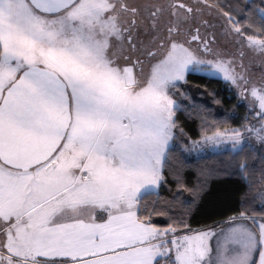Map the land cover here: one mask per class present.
Masks as SVG:
<instances>
[{
  "label": "snow or ice",
  "instance_id": "snow-or-ice-1",
  "mask_svg": "<svg viewBox=\"0 0 264 264\" xmlns=\"http://www.w3.org/2000/svg\"><path fill=\"white\" fill-rule=\"evenodd\" d=\"M0 264H264V0H0Z\"/></svg>",
  "mask_w": 264,
  "mask_h": 264
},
{
  "label": "trees",
  "instance_id": "trees-1",
  "mask_svg": "<svg viewBox=\"0 0 264 264\" xmlns=\"http://www.w3.org/2000/svg\"><path fill=\"white\" fill-rule=\"evenodd\" d=\"M223 5L228 4H244V3H257L261 0H220ZM189 80L193 84H207L209 88H214L216 94L222 100V104L215 105L214 110L221 116L225 112H234V116L230 119V123H239L243 115L245 114V108L238 104L234 92H229L228 86L220 80H206L200 76H190ZM192 95L193 105H205L213 106V102L208 95V92L204 89L197 90L191 88L189 90ZM185 130L188 131L193 138L197 136L200 121L197 116L196 108L193 106L187 112L179 114ZM208 165H212L216 157L206 156L203 158ZM187 182L191 185L196 182L197 174L194 169H187L184 173ZM171 183V178H169ZM174 188V185H172ZM239 187L238 179L232 178H216L212 177L208 180V191L198 201V206L193 208L195 215L193 220H201L206 222L205 218L215 219L217 215L223 212L225 205H234L238 196L236 189ZM161 195H168L167 187L165 186L161 190Z\"/></svg>",
  "mask_w": 264,
  "mask_h": 264
}]
</instances>
